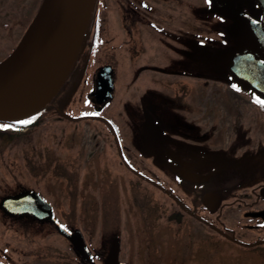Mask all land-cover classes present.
I'll return each instance as SVG.
<instances>
[{
    "label": "rangeland",
    "instance_id": "374dc122",
    "mask_svg": "<svg viewBox=\"0 0 264 264\" xmlns=\"http://www.w3.org/2000/svg\"><path fill=\"white\" fill-rule=\"evenodd\" d=\"M41 2L0 0V60L17 46ZM214 9L209 0H96L88 41L77 59L83 73L68 97L51 101L53 107L33 128L0 134V200L26 187L40 191L59 219L84 232L97 256L94 263L82 261L54 223L30 216L13 219L0 207L1 259L107 264L110 230L119 225L121 256L138 264H166L174 253L180 264H264V246L245 250L218 239L203 223L201 228L193 222L189 227L171 223L166 218L172 208L169 196L146 181L135 182L121 163L110 128L88 115L100 113L117 123L125 155L162 182L167 178L160 148L145 138L147 116L173 134L174 126H193L205 136L203 143H214L226 160L261 158L264 112L252 97L264 99L248 87L231 85L221 66L204 55L206 45L220 50L211 55L219 59L239 43ZM106 63L114 70V92L97 110L91 91L96 70ZM191 232L197 240L191 241Z\"/></svg>",
    "mask_w": 264,
    "mask_h": 264
},
{
    "label": "flooded vegetation",
    "instance_id": "af4514ba",
    "mask_svg": "<svg viewBox=\"0 0 264 264\" xmlns=\"http://www.w3.org/2000/svg\"><path fill=\"white\" fill-rule=\"evenodd\" d=\"M209 1L211 2L212 8H215L214 11H218L219 19L224 23L226 22L227 25L229 24L230 32L235 40L239 42L238 49L249 47L257 52H261V42L255 37L256 31H254V28L251 26V21L248 19L249 15L250 19L254 20L259 31H262L264 34V8L260 0ZM149 8L154 9L153 7ZM221 33L226 34L224 30H221ZM224 40L227 41L226 39ZM206 48H208V45L205 46ZM262 56H264L263 51ZM216 63L219 64L218 61ZM223 65L225 69L222 68L221 70L225 74L227 67L225 63ZM186 70L189 72L188 68ZM228 74L230 75V79L233 78L230 72ZM225 77H227L226 74ZM237 83L241 85V83ZM230 84L233 85L232 83ZM252 98H254V101H257L260 97ZM103 104L96 103L95 108L99 110L103 107ZM257 105L264 112V106L260 103H257ZM88 115L93 118L102 119L108 128H110L114 136L115 145H117V152L120 156L121 163L128 168V172L132 176H135V182H140L141 180L146 181L152 186L158 187L165 195L169 196L172 201V208L167 213L166 218L171 223L176 222L181 224L185 222L187 227H189L190 222L195 223L199 227L203 223V225L213 228L218 239L225 237L232 243L244 247L245 250L264 246V153L257 160L233 161L229 158V160H226L219 151L217 152L215 150L214 143L207 145L203 143L205 136L194 131L193 126H174L173 128L176 134H173L171 132L172 128L166 127L164 123L162 124L147 116V119L144 121L145 138L150 144H155L160 148L162 154L161 163L163 164L162 171H164L163 174L167 178L162 182L161 179L155 178L151 174V170L139 169L135 164L134 158L125 155L123 150L124 145L121 143L122 134L119 132V125L117 123L111 119L112 125L108 124L106 117L100 113ZM30 189L48 199L40 191L33 188ZM20 190L23 189L15 192ZM15 192L8 193L15 194ZM0 207L4 212L1 204ZM31 208L37 210L35 205H31ZM52 210L58 221H62L56 215L53 203ZM5 214L8 213L6 212ZM231 214L234 215L232 222L229 220ZM8 215L13 219L30 216L37 221L47 220L41 219L40 215L37 216L36 213L30 210L16 215ZM210 215L213 217H210ZM149 219L145 217V220L148 221ZM48 221L54 223L50 218ZM54 225L57 228L55 223ZM66 227L73 231L78 230L82 234L84 243L77 248V245H74L72 240L62 233L73 244L81 260L94 263L97 254L91 250L89 244L86 242L84 232H81L77 227H70L67 224ZM122 229L123 226L118 225L110 230V238L107 241L108 245L104 250L106 263L118 264L117 262L122 261L124 264H138V262H135V260L128 256L126 258H122L121 256L123 247ZM199 229L193 230L197 231L195 232L197 234L191 232V241L197 240L193 234L199 236ZM57 231L61 233L58 228ZM190 231L192 230L190 229ZM83 252L85 254L90 253L92 259L90 255L85 256ZM7 255H9L8 252L5 256L7 257ZM169 258L170 256L166 258V264H180V261H176L175 253L171 255L170 261ZM0 260L2 264H15L10 260L5 261L1 258Z\"/></svg>",
    "mask_w": 264,
    "mask_h": 264
},
{
    "label": "water",
    "instance_id": "95a60500",
    "mask_svg": "<svg viewBox=\"0 0 264 264\" xmlns=\"http://www.w3.org/2000/svg\"><path fill=\"white\" fill-rule=\"evenodd\" d=\"M95 1L42 0L17 46L0 60V121L23 119L51 102L81 51ZM260 2L264 8V0ZM248 19L261 42V52L249 47L235 49L225 53V65L235 81L264 97V34L249 15ZM96 71L92 94L95 102L102 104L113 97L114 70L106 63ZM107 123L111 124L110 120ZM0 204L8 214L30 210L41 219L50 218L77 248L84 243L78 230H70L56 219L51 202L30 188L6 194ZM86 255L92 259L90 253Z\"/></svg>",
    "mask_w": 264,
    "mask_h": 264
},
{
    "label": "trees",
    "instance_id": "16d2710c",
    "mask_svg": "<svg viewBox=\"0 0 264 264\" xmlns=\"http://www.w3.org/2000/svg\"><path fill=\"white\" fill-rule=\"evenodd\" d=\"M93 14H94V10H93V12L91 14V20H90V23H89V25L87 27L88 30H87V32L85 34V37H84V39H85L84 44H86V42L88 41V39H86V38H87L88 34L90 33L91 23L94 22L93 21V18H94L93 17ZM98 25H99V19L97 18L96 21H95L94 28L96 30L94 31L93 38H95V35L97 33ZM84 44L82 45V48L80 49L81 51L79 52V54L77 55V57L75 59L74 65H73L72 69L70 70V73H69L68 77L64 80V82H63L64 84L60 87V89L55 93L56 95L52 99V102H54L55 100L58 101V99H60V103L64 102L65 99L69 95V92L71 90V85H73V83L75 82L74 79L75 78L77 79L78 77H81V75L83 73V71H82L83 69H81V67L79 66L80 63H79V61H77V59L80 58L81 54L84 52V46H85ZM217 51L220 52V50L217 49L214 46L213 47H209V49L207 48L206 51L204 52V55H205L206 60H207L208 57H211V58H213L212 61H214V60L215 61H218L219 64L218 63H215V65L217 64L218 66H221V69H222V68H224V65L223 64L227 60V56L225 54H222V56L220 55V58L219 59H218V57H216L217 55L212 57L211 55L214 52H217ZM225 72H226V75H227V77H226L227 81L230 82V83H232V84H237V83H235L234 79L231 78L232 79L231 80L229 78L230 75L228 74L229 73L228 70H225ZM72 80H73V82H72ZM65 88H68V89L65 90ZM64 90L66 92H65V95L62 96L63 94H61V93H63ZM52 107H53V105L52 104H49V105L44 106V108H42V109H40V110H38L36 112H33V114L28 115L26 118L28 119L27 121H30L29 123H23L25 121L22 122L21 119L12 120V121H9V122L10 123H15V124H17V125H19L21 127L27 126V128H28L27 130H29L30 128H33L35 125L40 124L41 121L43 120V116L42 115L44 114V112L50 110ZM21 130L22 129H10V128H5V127H2V128L0 127V134H2V132H8L11 135H13V134H19Z\"/></svg>",
    "mask_w": 264,
    "mask_h": 264
},
{
    "label": "snow or ice",
    "instance_id": "6c2138e0",
    "mask_svg": "<svg viewBox=\"0 0 264 264\" xmlns=\"http://www.w3.org/2000/svg\"><path fill=\"white\" fill-rule=\"evenodd\" d=\"M237 90H239V89H237ZM257 102L260 103L262 106H264V101L258 99ZM29 122L30 121H25L24 123H29Z\"/></svg>",
    "mask_w": 264,
    "mask_h": 264
}]
</instances>
